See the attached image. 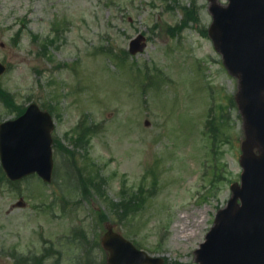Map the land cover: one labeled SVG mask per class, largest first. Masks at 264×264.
<instances>
[{"label": "rangeland", "instance_id": "rangeland-1", "mask_svg": "<svg viewBox=\"0 0 264 264\" xmlns=\"http://www.w3.org/2000/svg\"><path fill=\"white\" fill-rule=\"evenodd\" d=\"M210 5L0 0V122L31 103L50 110L58 166L51 185L0 175V264L45 246L61 254L46 264H102L90 248L108 222L164 264H196L240 182L246 141L239 79L209 36ZM139 34L147 48L131 56ZM127 192L145 197L141 211ZM82 233L86 251L73 241Z\"/></svg>", "mask_w": 264, "mask_h": 264}, {"label": "water", "instance_id": "water-1", "mask_svg": "<svg viewBox=\"0 0 264 264\" xmlns=\"http://www.w3.org/2000/svg\"><path fill=\"white\" fill-rule=\"evenodd\" d=\"M213 23L209 35L229 72L239 79L237 100L243 114L246 141L242 145L241 185L221 209L206 241L196 251L197 264H264V0H210ZM146 38L130 43L136 55ZM5 67L0 64V75ZM54 125L49 114L31 105L17 120L0 127V157L8 177L21 180L37 173L51 182L54 170ZM258 149V152L255 151ZM24 203L19 202L18 207ZM102 245L108 264H163L106 225Z\"/></svg>", "mask_w": 264, "mask_h": 264}, {"label": "trees", "instance_id": "trees-1", "mask_svg": "<svg viewBox=\"0 0 264 264\" xmlns=\"http://www.w3.org/2000/svg\"><path fill=\"white\" fill-rule=\"evenodd\" d=\"M212 131L213 132H215V131H217V128L215 127V126H213L212 127ZM224 139V137L222 138V140ZM222 140H221V142H222ZM215 174V173H214ZM0 175H1V177H3L4 179H5V176H4V172L2 171V169L0 168ZM141 193H143V190H141ZM153 193V192H152ZM154 194V193H153ZM128 197V199H129V203L133 206V209H134V211H139V210H141V208L139 207L142 203H144V201H145V197H143V198H141L140 199V203H138V198L136 197V195L135 194H132V195H129V196H127ZM126 204V203H125ZM119 207H120V204L119 205H116V208L117 209H119ZM123 212H124V210H123ZM83 234V233H82ZM84 234H83V236H81V238H80V241H82L83 240V238H84ZM92 248L93 249H96V248H98L100 251H101V249H100V245H99V243L97 242V243H94L93 244V246H92ZM14 257H15V255L14 254H12ZM22 262H26V259L25 260H23Z\"/></svg>", "mask_w": 264, "mask_h": 264}]
</instances>
